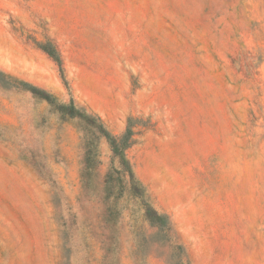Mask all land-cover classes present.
Here are the masks:
<instances>
[{
	"label": "rangeland",
	"instance_id": "374dc122",
	"mask_svg": "<svg viewBox=\"0 0 264 264\" xmlns=\"http://www.w3.org/2000/svg\"><path fill=\"white\" fill-rule=\"evenodd\" d=\"M44 42L69 86L58 67L48 92L113 134L129 119L126 155L167 225L128 189L104 197L122 166L103 137L2 78L0 264H264V0H0L1 70Z\"/></svg>",
	"mask_w": 264,
	"mask_h": 264
},
{
	"label": "trees",
	"instance_id": "16d2710c",
	"mask_svg": "<svg viewBox=\"0 0 264 264\" xmlns=\"http://www.w3.org/2000/svg\"><path fill=\"white\" fill-rule=\"evenodd\" d=\"M37 46L44 50L56 61L61 76L64 80V84L69 89L68 82L63 75L62 61L58 51L48 42L37 43ZM0 77V79L10 78L16 80L23 89L29 91L35 97L46 101L60 115L79 119L86 125V127H88V129L90 130L89 132L92 134V137L88 139L89 142L92 143L94 140L93 138L103 137L109 143L112 161L118 159L119 163L122 166L121 170L112 167L104 174L101 184L104 197H111L112 187L116 188V194L114 196L115 200L123 197L125 189L132 191L135 197H140L141 205L143 207V216L149 222V224L165 229L167 225V215L165 213L159 212L147 199L146 189L136 176L132 164L125 152V150L132 144L133 132L129 119L125 129L120 134H113L106 127V125L98 115L88 112L85 108L77 104L73 97L70 96L68 101L61 100L44 88L28 82L22 78L15 77L12 74L7 73L1 69ZM91 151H93V148L91 145H88L83 156L84 168L80 172V178L83 187L89 186L91 182H94L92 179L91 170V161L93 158V153ZM105 211L108 215L107 218L110 220V218L115 213L114 208L111 206H107ZM107 239L108 241H111L110 236H108ZM111 242H109L108 245L104 247L105 255H107V253L111 251Z\"/></svg>",
	"mask_w": 264,
	"mask_h": 264
},
{
	"label": "crops",
	"instance_id": "0c3cea01",
	"mask_svg": "<svg viewBox=\"0 0 264 264\" xmlns=\"http://www.w3.org/2000/svg\"><path fill=\"white\" fill-rule=\"evenodd\" d=\"M10 41H13L11 39ZM19 41H26L19 39ZM12 56V52H11ZM22 65L14 67L8 64L6 58L5 69L13 76H19L35 85L41 86L56 95H62L63 86L61 83L58 65L54 59L38 46H30L28 51H22ZM34 66L32 67V65ZM20 71V72H18Z\"/></svg>",
	"mask_w": 264,
	"mask_h": 264
}]
</instances>
